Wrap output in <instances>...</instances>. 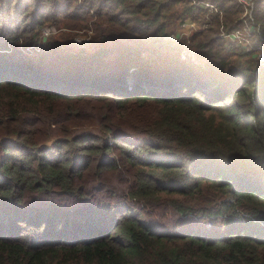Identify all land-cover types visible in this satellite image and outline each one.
Listing matches in <instances>:
<instances>
[{
    "label": "trees",
    "instance_id": "16d2710c",
    "mask_svg": "<svg viewBox=\"0 0 264 264\" xmlns=\"http://www.w3.org/2000/svg\"><path fill=\"white\" fill-rule=\"evenodd\" d=\"M194 2L0 0V264H264V66L198 4L229 31L235 0ZM206 16L183 59L170 34ZM58 25L91 52L38 44ZM102 186L123 201L98 214ZM87 213L108 231L54 236Z\"/></svg>",
    "mask_w": 264,
    "mask_h": 264
},
{
    "label": "rangeland",
    "instance_id": "374dc122",
    "mask_svg": "<svg viewBox=\"0 0 264 264\" xmlns=\"http://www.w3.org/2000/svg\"><path fill=\"white\" fill-rule=\"evenodd\" d=\"M78 1H80V0H78ZM263 7H264V3H263ZM254 13H255V11H254ZM206 17H208V16H206ZM206 17L205 18H200L198 22H195V21H193L190 18L185 19V21L186 20H190V23L193 21V22L196 23L195 25L197 26L198 24L202 23L203 21L204 22H205V20L207 21ZM254 21L255 22L257 21V19L255 18V14H254ZM88 28L83 29V30L82 29L81 30H77V29L69 30V29L64 28L62 25H58L56 27H54V26L52 27L51 26L49 28H44L41 31V33H40V35L38 37V44H43V42H46V41H49V40H57V41H60L63 45H65V48H67L70 51H73V52L82 51V52H85V53H90L91 50H92V47H93V43H94L93 41H94L95 35H94L93 30L90 29V28L88 29ZM178 29H181V25L170 34V38L173 41L177 42V43L184 41L183 44H182L183 48H180L181 57L183 59L191 60V61H194V62H202L201 59H198L201 52H196V51L193 52L190 49H188L189 36L196 30H194V28H190L188 33L185 32V33L182 34L181 37H177V36L175 37V35L177 34V30ZM223 42L225 43V46H227V47L229 46V44L227 42H225L224 40H223ZM38 44H36V46ZM236 49H237L238 52L235 53V54L233 53V55H236V56H230L228 58L229 62H231V63L233 62V63H235L237 65V64L245 63L242 60H247V59L250 60V59H252L255 62L257 61L256 63H257V65L259 67L262 66V65L259 64V62H258V60L256 58H253V57L247 58V57H245V59H242L244 57V55L240 52V50L238 48H236ZM241 56H242V58H241ZM119 82H120V80H119ZM124 82H125V85L127 83V85H129V86L133 85V83H134V81L131 78H127L126 81H124ZM135 83H139L141 85V87L145 86V84H143V82L135 81ZM135 86H137V85H135ZM106 185H109L111 187H115L112 184H106ZM103 187L104 186L100 187L98 192L95 193V196L97 198V202L96 203L100 206L98 214H100L103 209L107 210L108 207L114 206V204L121 203L123 201L122 198L117 196V194H111V193L106 192L103 189ZM126 203H127V205H129L132 208H136V207L140 208L141 205H143L142 202L138 203V202H136L134 200H131V199H127ZM147 211H149L148 212L149 214L150 213L152 214L154 212V211H150V210H147ZM145 217L148 218L147 215H145ZM93 221H95V223H96V224H94V226L96 228L93 229L91 232H88V233H85V234L81 233L82 232L81 229L84 228V230H86L87 227H90L93 224ZM102 223L103 222L101 220H98V219L94 218L93 216H90L87 213V214L84 215V218L81 220L80 223H76L77 227H76L74 232L72 231L73 227L69 228L70 226H72V222L69 225L61 226V228L57 227L56 231H53V232H54V236L55 237H58V238L63 237L62 239H64L65 236L67 238H69V239H77V238L78 239H81V238L84 239V238H89L91 236H95L98 233H102L104 231H108L105 228L107 226L105 224L103 225ZM22 226L24 227L25 224H23ZM28 229H31V228H28ZM43 229L45 230L46 226L43 227ZM36 233H37V230L34 227V235ZM58 233H59V235H58ZM22 235L25 236L24 231H23Z\"/></svg>",
    "mask_w": 264,
    "mask_h": 264
},
{
    "label": "built area",
    "instance_id": "2783aa9c",
    "mask_svg": "<svg viewBox=\"0 0 264 264\" xmlns=\"http://www.w3.org/2000/svg\"><path fill=\"white\" fill-rule=\"evenodd\" d=\"M193 3L194 0H191ZM241 8L239 21L241 26L232 30H226L223 26V15L220 10L214 7L209 2H198V4H204L210 9V12L217 13L219 15V34L218 36L227 42L233 44L240 50L244 57L256 58L260 65H264V38L261 35L260 24L254 21L255 3L257 0H235ZM207 21H208V17ZM207 21L195 25V22L186 20L181 24V29L177 30L175 37H181L183 33H188L190 28L198 31L207 25Z\"/></svg>",
    "mask_w": 264,
    "mask_h": 264
}]
</instances>
